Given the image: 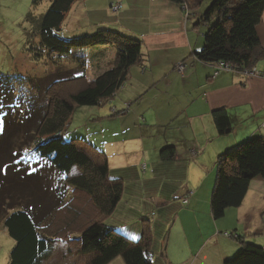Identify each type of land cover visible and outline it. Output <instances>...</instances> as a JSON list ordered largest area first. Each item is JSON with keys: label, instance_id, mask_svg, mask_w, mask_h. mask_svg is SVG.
Listing matches in <instances>:
<instances>
[{"label": "crops", "instance_id": "crops-1", "mask_svg": "<svg viewBox=\"0 0 264 264\" xmlns=\"http://www.w3.org/2000/svg\"><path fill=\"white\" fill-rule=\"evenodd\" d=\"M87 1L76 2L69 11L73 16L68 15L66 24L72 30L65 36L81 35L75 31L84 27L82 33L112 29L142 41L143 52L121 88L125 92L120 107L131 101L129 112L93 118L98 130L85 136L107 156L110 177L124 183L122 198L104 222L138 239L148 219L153 264H224L245 241L264 248V178H254L241 205L227 208L221 218L215 219L211 211L219 155L252 136H264V59L256 65L257 74L223 70L215 76L217 65L196 55L209 26H197L202 7L187 14L170 0H116L123 8L114 12L116 2L110 7L106 3L103 16L101 10H87ZM88 13H95L92 20ZM126 23L134 30L125 31ZM257 33L264 47V12ZM107 48L88 50L101 58ZM111 50L107 65L116 55ZM72 52L58 58L77 60L80 51ZM89 59L84 63L92 68L93 80L91 63L96 61ZM181 62L183 72L177 69ZM220 108H226L233 121L227 134L218 133L213 119V111ZM167 146L175 150L173 159L161 156ZM188 190L191 195L184 203ZM226 231L240 237L226 236ZM108 264L126 262L117 256Z\"/></svg>", "mask_w": 264, "mask_h": 264}, {"label": "trees", "instance_id": "trees-1", "mask_svg": "<svg viewBox=\"0 0 264 264\" xmlns=\"http://www.w3.org/2000/svg\"><path fill=\"white\" fill-rule=\"evenodd\" d=\"M78 1L81 0H50L48 8L38 19L29 17L35 23L34 31L40 39L39 47L35 48L40 51L35 53L37 58H43V50L48 55L51 54L52 58L59 60L62 56L72 55L73 50L80 51L88 47L100 49L102 46L113 48L116 55L111 64L102 66L96 63L99 57L93 56L92 59L96 62L92 61L91 64L95 67L96 77L90 84L76 92L66 91L61 94L56 87L80 77L85 78L84 69L72 77L59 76L47 89L50 98L45 105L38 102L34 107L32 98L28 97L31 102H28V107L21 113L22 117L13 121L10 137L17 134L18 130L25 132L22 133L23 142L19 145H13L9 141L6 148L4 147L6 141H3V148L6 151L18 148L14 153L17 159L12 156L11 150V154L9 153L15 173L21 171L14 159L26 163V160L23 161L19 156L22 155L23 148L25 150L34 143L32 151L35 155L49 161L63 173L66 182L55 189L59 200L50 209L43 207L46 208L44 210L41 209L42 205L39 207L40 210H34L35 205L31 207L15 200L16 187L12 186L8 190L14 204L12 207L8 205V213L2 217V221L15 241L9 264H56L54 258L57 238L50 231L55 227L53 221L55 212L62 209L66 203L64 199L69 187L72 191L82 192L87 198L86 204L94 209L95 216H91L78 231L75 230L78 233L73 236V240L77 239L78 255L80 253L89 256L84 264H108L117 256L123 257L126 264H153L151 255L153 232L148 219L145 220L142 234L138 239H132L104 222V219L115 211L124 191L123 180L109 175L107 156L83 137H73L69 141L64 136L69 120L77 108L99 106L105 101H111L122 88L131 66L140 63L143 58L142 41L106 28L74 37L65 36L63 31L67 14ZM170 1L181 5L188 14L201 6L204 0ZM37 2L38 0H34V4ZM263 12L264 0H213L197 21V24L209 25L204 46L196 53L199 60L216 65L222 62L229 63L236 71L256 68L257 63L264 59V47L257 33V25ZM15 81L10 74L0 71V91L2 90L6 101H14ZM128 109L129 106H126L120 113H118L120 110L116 109L113 114L124 115L129 112ZM212 115L219 134L231 131L233 121L226 108L216 109ZM30 125L34 128L27 131ZM161 156L164 159H173L174 148L167 146L161 151ZM76 169L81 171L74 173ZM1 171L0 169V176L3 175L5 178V172ZM15 173L13 177L16 176ZM259 176L264 178V136H252L220 154L211 196L213 217L219 219L224 216L227 208L241 205L251 181ZM8 177L12 178L9 175ZM17 189L18 192L22 191L20 187ZM189 193L191 194L190 190L182 197L184 203L188 202ZM73 212L79 216L81 208H73ZM230 236L240 237L233 232ZM59 239L63 240L61 237ZM243 243V248L233 257L226 259L224 264H264V248L251 242Z\"/></svg>", "mask_w": 264, "mask_h": 264}, {"label": "rangeland", "instance_id": "rangeland-1", "mask_svg": "<svg viewBox=\"0 0 264 264\" xmlns=\"http://www.w3.org/2000/svg\"><path fill=\"white\" fill-rule=\"evenodd\" d=\"M117 1L89 0L86 3V7L87 10H93V8L101 10V12H99L100 15L103 14V16H105L106 12L102 9L106 7L104 4L109 3L110 7L111 2ZM212 1L213 0H204L199 8L202 7L203 11L207 10ZM49 4L50 0H38L36 4H34V0H0V71L8 75L10 74V77L16 79L14 101H6L2 90L0 91V169L5 172L6 176L5 178L3 175L0 176V264H9L11 260V251L15 245L14 239L9 235L2 221V217L8 213V205L10 204L12 207V204H14L8 190H10L12 186L16 187V189L14 188L15 200L31 207L35 205L33 207L34 210H40V205H42L41 209L44 210L46 208L50 209L55 202L59 200V197H57L55 193V189H57L61 183L66 182L63 173L57 170L49 161L42 158L40 159L39 156L35 155L32 151L34 143L27 146L25 150L21 148L23 153L19 158L22 157L23 161L25 159L26 163L23 164L14 159L17 168L21 171L18 174L15 173L16 170L13 168L10 160L11 149L7 150L8 152L4 150L3 141H6L4 143V147L6 148H8L6 145L10 142L13 145H19L21 144L20 142H23L22 139L24 135H22V133L25 132L18 130V133L14 134L15 136L13 135L10 137V132L13 129L12 123L14 120L22 117L21 113L28 107V102H31L27 99L28 97L32 98V105L34 107H36L35 105H37L38 102L41 103V105H45L48 98H50L47 94V89L59 76L66 78L69 76L72 77L78 75L81 69H84L86 73L85 78L80 77L72 82H65L58 85L56 90L61 94L66 91H70L71 93L76 92L85 85L90 84L93 78L92 68L87 67L84 63L89 59V56V61L93 58L88 48L80 50L77 56L75 55L77 60H68V57L57 60V58H52L51 54L48 55L44 50L42 53L43 58H37L38 56L35 53H37L36 51L38 50L35 48L39 47L40 39L38 34L34 31L35 23H33L29 17L33 16L38 19L42 13L46 11ZM113 5L114 3L111 6L112 11H118L113 8ZM199 8L196 9L199 10ZM68 15L71 19L73 13H68L67 18ZM94 15L95 13L89 15L91 20L94 18ZM198 20L199 19H197V21ZM96 25L97 24H95V26ZM131 27V24L126 23L125 31H127V29L134 30ZM71 30L72 27H67L66 24L63 32H70ZM83 30H85V27L75 32H81L76 34H85L82 33L85 32ZM60 32L62 33V31ZM69 35L71 36L74 34ZM125 35L132 37V35H128V33ZM112 52L110 48H107L104 53L105 55L102 54L101 58L97 59L98 65L106 63V56L108 59H111V55H114ZM46 55L48 56L46 57ZM94 55L97 58L99 57L98 54ZM56 57L58 56L56 55ZM124 92L125 90H119L118 98L114 96L111 101H105V103L99 106H82L77 108L66 127L64 133L66 140L70 141L73 137H83L87 139L85 136H90L95 129L98 130V128L93 126V122H96L93 118L102 117L101 115L105 112H111V115H114L113 111L116 109L120 110L118 111V113H120L123 108L120 107L122 106L120 100L124 99ZM125 103L127 106L131 101H126ZM91 120H93V122ZM30 126L31 127H29L27 131L34 128L33 125ZM5 130H7V134H4ZM30 138L34 140L32 135H30ZM11 151L13 153L12 156H14L18 148L16 147ZM25 151L26 154L24 155ZM14 158H16V156H14ZM2 171L1 173H3ZM80 171L81 170L76 169L74 173ZM14 173L16 176L13 177L12 175H14ZM8 175L12 178L10 179ZM18 176L19 178H17ZM18 187H20L22 191L18 192ZM189 195L191 194L189 193ZM64 202L66 203L63 205L62 209L60 208L53 216L55 227L50 231L55 234L54 237L57 238L54 260L56 259V264H84L89 259V256L80 253L78 255L77 239L73 240V236L77 235L78 229L85 225V223L90 220L89 218L91 216H95L94 209L86 204L88 201L82 192L72 191L70 187L68 188V194ZM77 207L81 208V214L79 216L75 215L73 212V208ZM65 226H67L66 229ZM75 230L77 231L75 232ZM59 237L63 238V240L61 241ZM71 240L72 242H69Z\"/></svg>", "mask_w": 264, "mask_h": 264}, {"label": "built area", "instance_id": "built-area-1", "mask_svg": "<svg viewBox=\"0 0 264 264\" xmlns=\"http://www.w3.org/2000/svg\"><path fill=\"white\" fill-rule=\"evenodd\" d=\"M121 7H122V4L120 2H116L113 5V8L117 9V10H119ZM184 68H185L184 62H181V63H179L177 65V69H179V71H181V72H183ZM223 70L236 71V69L232 68V66L229 63H223L222 62L219 65H217V72L215 73V76L218 74V71H223ZM244 72H246L248 74H257V73H259L256 68H253L251 70H247V71H244ZM225 234H226V236H230V233H225Z\"/></svg>", "mask_w": 264, "mask_h": 264}]
</instances>
